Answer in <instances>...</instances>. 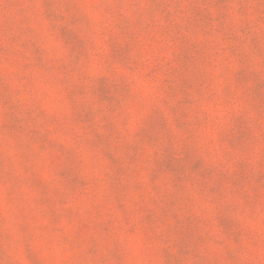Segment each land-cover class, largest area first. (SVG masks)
<instances>
[{"label":"rangeland","instance_id":"374dc122","mask_svg":"<svg viewBox=\"0 0 264 264\" xmlns=\"http://www.w3.org/2000/svg\"><path fill=\"white\" fill-rule=\"evenodd\" d=\"M0 264H264V0H0Z\"/></svg>","mask_w":264,"mask_h":264}]
</instances>
